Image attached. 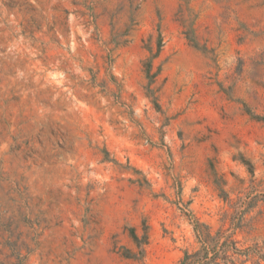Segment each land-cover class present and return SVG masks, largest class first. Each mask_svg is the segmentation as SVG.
<instances>
[{
	"label": "rangeland",
	"instance_id": "1",
	"mask_svg": "<svg viewBox=\"0 0 264 264\" xmlns=\"http://www.w3.org/2000/svg\"><path fill=\"white\" fill-rule=\"evenodd\" d=\"M185 252L264 264V0H0V264Z\"/></svg>",
	"mask_w": 264,
	"mask_h": 264
},
{
	"label": "trees",
	"instance_id": "2",
	"mask_svg": "<svg viewBox=\"0 0 264 264\" xmlns=\"http://www.w3.org/2000/svg\"><path fill=\"white\" fill-rule=\"evenodd\" d=\"M133 237L138 240L136 235H133ZM197 237L199 238V241L201 243V249H207V247H209L210 245L216 244L218 240V238H215V236L212 235L209 230L204 235L198 234ZM204 254L200 255L196 259H192V256L185 252L184 256L180 260V264H218L217 255L209 257L207 252H205Z\"/></svg>",
	"mask_w": 264,
	"mask_h": 264
}]
</instances>
